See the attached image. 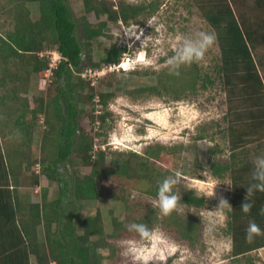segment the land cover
<instances>
[{"label":"trees","instance_id":"16d2710c","mask_svg":"<svg viewBox=\"0 0 264 264\" xmlns=\"http://www.w3.org/2000/svg\"><path fill=\"white\" fill-rule=\"evenodd\" d=\"M79 1L84 13L92 12L98 21H89L85 14L77 16L70 0H15L13 29L5 35L0 33V62L5 65L0 84L6 90L16 89V76L43 75L49 61L39 53L45 46L55 45L60 55L56 66L50 69L51 81L45 91L37 93L31 111L30 118L35 121L32 128L38 124L39 116L45 115L38 158L29 157L34 130L27 126L17 131L22 136L17 146L6 147L4 153L0 150V264H32V259L33 264H103L102 255L97 252L102 246L111 250L113 264H138L120 260V243L131 238L140 240L137 233L128 230L132 223H143L153 230L159 224L162 232L190 246L199 237V214L207 199L181 181L183 176H194L202 169L197 160L184 161L183 143H149L140 152L101 147L94 150L95 132L80 122L86 113L90 123H106L111 116L109 102L117 95L104 88L105 81L95 85L91 78L82 75L90 68L118 64L126 50L125 46L110 43L95 60L93 42L102 36L111 37L110 22L145 24L159 11L162 1ZM28 2L37 4L36 20L30 17ZM232 3L237 4L235 0H187L188 5L200 10L216 36L219 55L207 70L196 62L186 71L181 69L179 75L166 69L157 72L155 85L127 93L132 97L169 95L177 100L219 82L235 99L237 104L229 107L228 124L222 130L226 147L216 143L207 151L211 176L218 180L227 177L230 181L231 207L226 229L231 238L229 257L237 262L264 247V192L256 191L251 197L246 193L253 183L254 161L264 156V82L258 69L259 64H264L260 58L256 61L252 52L257 46H264V17L238 16ZM255 4L264 8V0H255ZM13 62L17 73L8 78L4 69L13 67ZM94 102L99 110L92 107L91 112H86L84 106ZM208 129L201 127L193 139H213ZM13 132L16 134V129ZM35 163L39 172L30 170ZM80 166L89 167V172L78 175L75 168ZM177 174L179 183L174 191L180 200L170 215L163 216L151 199L157 200L163 179ZM41 175L57 185L56 196L49 198L48 188H43L39 201L23 202L19 189L34 187ZM91 200L104 203L107 212L104 214L98 206L93 215L81 220L79 232L81 203ZM243 202L252 203L247 214L241 209ZM250 222L261 229L251 240L246 238ZM171 263V258L149 262Z\"/></svg>","mask_w":264,"mask_h":264},{"label":"rangeland","instance_id":"374dc122","mask_svg":"<svg viewBox=\"0 0 264 264\" xmlns=\"http://www.w3.org/2000/svg\"><path fill=\"white\" fill-rule=\"evenodd\" d=\"M128 1L138 2L141 0ZM161 1L162 5L159 11L151 16L145 24L132 23L126 25L120 21L117 23L110 22L109 34L111 37L105 38L102 36L99 40L93 42L92 49L95 60H98L104 54L110 43L125 46L126 50L122 54L119 64L111 68H90L82 75L86 78H91L95 85H98L100 81H105L104 88L106 90L108 88L114 90L117 92V95L109 102L108 110L111 112V116H108L105 121L106 123H90L89 116L86 113L83 114L80 122L86 129H93L95 132L94 150L101 147L122 152L129 150L140 152L143 146L149 143L159 142L166 145L183 143L184 161L187 163H191L194 160L198 161L202 169L200 173L194 176H183L181 181L183 184L194 188L198 194L203 195L207 199L205 208L199 214L201 219L198 240L191 246L181 243L162 232L158 224L154 230L158 229L163 233L168 243L167 245H160L159 249L153 253L150 261L158 263L165 262L168 258H171V264H264V247L250 252L247 258L240 257L237 262L229 257L231 238L226 228L227 213L230 207L226 204L219 205V203L223 199L230 204V181L227 177L218 180L211 176L208 170L207 149L216 143L223 148L226 147L227 139L222 130L228 124L226 117L230 114L229 107L232 104H237L235 99L229 96L228 89L223 88L222 84L217 82L213 87L198 90L196 93H191L187 97L183 96L177 100L171 99L172 97L169 95L161 97H132L127 93V91L152 86L157 83V72H164L166 69H169L166 61L175 54L177 47H179L177 37H194L199 32L214 33L201 15L200 10L194 5H188L187 0ZM235 1L237 4H232L236 15L244 14V16L250 19H262L264 17V8L257 7L255 0ZM26 5L30 11V17L36 20L39 16L37 4L28 2ZM70 5L77 16L85 14L89 21H98L92 12L84 13L79 0H70ZM15 6V0H0V33L2 35L13 29L16 12ZM101 18L105 19V16ZM150 22L151 25H149ZM133 25L136 26L138 32L142 31L143 33L140 40L130 39L124 34V31ZM50 46H45L44 51L39 53V56L49 61V67L44 70L43 75L36 76V80L40 81V84L43 86L40 92L45 91L47 83L52 79L50 69L54 68L60 60V55L55 49L56 46ZM252 52L254 59L257 61L260 58L264 64V46H257ZM218 55L219 48L215 40L214 44L206 50L204 58L196 62V64L200 68L207 70ZM141 56H143V61L140 59ZM144 61H151V63H144ZM194 63L191 65H181L179 71L181 69L185 71L190 69ZM11 65L13 67L9 66V68L4 69V74L6 73L8 78L16 73V62H13ZM4 67V63L0 62V77ZM258 69L264 82V65L259 64ZM108 83H111V86ZM36 90L39 92L38 89L32 92L34 93ZM5 91L12 90L8 89ZM84 107V110L88 113L91 112L92 107L99 110V105L95 102L87 104ZM9 115L11 120L16 117V113L13 111ZM39 119L37 134L40 136L45 128V115H40ZM201 127H208L209 133L212 132L213 139H193L195 133L201 131ZM0 137V150H2V153H4L6 147L9 149L18 142L16 134L13 131L5 132L1 130ZM38 142L39 140L34 141L36 147H34L33 151L29 152L30 158H38L40 153ZM225 154H227V151H225ZM25 157L27 156L25 155ZM117 159L119 161L120 158ZM34 167H37L39 172V165L37 163L30 170H35ZM75 169L78 175L89 172V167L80 166ZM39 178L43 181L42 184H46L49 198L55 197L57 185L46 181V178L42 175ZM214 184L216 185L213 188V195L207 197V189ZM40 193L39 195H37V192L34 193L38 201L40 200ZM151 201L155 206H158L157 200L151 199ZM98 206L106 214V206L99 200L81 203L77 222L79 232L82 230L81 220L88 215H93ZM105 223L109 226L108 219L105 220ZM213 223L214 226L209 231V226ZM38 230L41 231H39V238L41 240L43 239L42 228L40 227ZM129 240L139 241L134 238L123 240L120 243V260L122 259L124 263L134 262L141 264L140 261H134L131 255H122L123 242ZM144 246L151 247L147 243ZM171 247L175 248L174 252L169 251ZM110 251L109 248L103 246L97 249V252L102 255L103 264H113ZM161 255L165 259L162 260L160 258Z\"/></svg>","mask_w":264,"mask_h":264},{"label":"clouds","instance_id":"9594fccd","mask_svg":"<svg viewBox=\"0 0 264 264\" xmlns=\"http://www.w3.org/2000/svg\"><path fill=\"white\" fill-rule=\"evenodd\" d=\"M151 25V22L150 24ZM124 34L130 39L140 40L143 35L142 31L138 32L135 25L127 28ZM216 36L214 33L199 32L194 37H177L179 47H177L175 54L169 57L166 61L169 71L173 74L179 75L181 65H191L194 62L201 61L206 50L214 44ZM143 61V56L140 58ZM144 63H151V61H144ZM253 183L247 187L246 193L251 197L254 192H264V156H258L254 161V169L252 174ZM179 183V175L169 176L159 183L157 189V203L163 216H168L174 209L177 208L180 200L179 193L174 191V187ZM216 184L211 185L207 189V197L213 195V188ZM220 204L231 205L226 200H221ZM252 208L251 202L241 203V209L244 213H249ZM213 224H210L209 231L212 230ZM130 232H135L139 235L140 240H129L123 242L122 255H131L134 261H140L141 264H149L153 253L156 252L160 245H167V240L158 229H149L143 223H132L128 225ZM261 233L260 227L255 222H250L246 230V238L251 240L254 235ZM145 243L150 244L151 247H145ZM169 251H175L171 247ZM165 259L163 255L160 257Z\"/></svg>","mask_w":264,"mask_h":264},{"label":"crops","instance_id":"0c3cea01","mask_svg":"<svg viewBox=\"0 0 264 264\" xmlns=\"http://www.w3.org/2000/svg\"><path fill=\"white\" fill-rule=\"evenodd\" d=\"M16 73H17V68H16ZM12 84L13 83H10L9 86L13 87ZM15 84H16V89L12 91H5L6 90L5 85L3 86L0 84V131L4 130L6 132V131H13L16 129V140L18 141L16 143L17 146L19 140L22 138V136H19L17 134V130H21L25 128V126L34 130L30 142V148L31 151H33L34 147H36L34 141L39 140L40 142V136L39 134H37V131L39 129L38 125L36 124L34 128H32L35 121L33 122L30 118L31 111L35 106L34 98L38 93L37 90L34 93L32 91L35 89H38L40 91L43 86L40 84V81L36 80L35 74H32L27 78L25 75L23 78H20V76L19 77L16 76ZM26 84H28V90H25ZM12 111L16 113V117L13 120H11V118L9 117L10 116L9 114ZM2 126H4V128H2ZM39 142L38 144L40 145ZM16 169H18V167H16ZM35 169L36 172H38L37 167ZM46 181L48 180L46 179ZM42 183L43 181L39 179V183L36 184L34 187H32V189H28V190L23 188L19 189L21 200H23V202L25 203L37 202L38 200L36 199V194L34 193L37 192L38 193L37 195H39V192H41L43 188H47L46 184L45 183L42 184ZM41 193H40V199H41Z\"/></svg>","mask_w":264,"mask_h":264},{"label":"built area","instance_id":"2783aa9c","mask_svg":"<svg viewBox=\"0 0 264 264\" xmlns=\"http://www.w3.org/2000/svg\"><path fill=\"white\" fill-rule=\"evenodd\" d=\"M119 64V63H118ZM113 66H115V65H113ZM110 68L112 67V66H109Z\"/></svg>","mask_w":264,"mask_h":264}]
</instances>
